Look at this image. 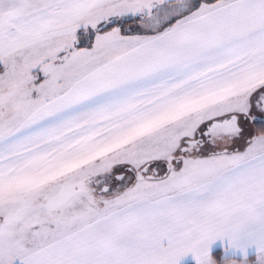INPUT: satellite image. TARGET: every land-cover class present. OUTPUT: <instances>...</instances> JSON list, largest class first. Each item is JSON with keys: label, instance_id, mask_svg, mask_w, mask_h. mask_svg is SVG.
<instances>
[{"label": "snow or ice", "instance_id": "snow-or-ice-1", "mask_svg": "<svg viewBox=\"0 0 264 264\" xmlns=\"http://www.w3.org/2000/svg\"><path fill=\"white\" fill-rule=\"evenodd\" d=\"M217 240L264 264V0H0V264Z\"/></svg>", "mask_w": 264, "mask_h": 264}, {"label": "crops", "instance_id": "crops-1", "mask_svg": "<svg viewBox=\"0 0 264 264\" xmlns=\"http://www.w3.org/2000/svg\"><path fill=\"white\" fill-rule=\"evenodd\" d=\"M225 248H227V241H220V240L214 241L210 245V248H209V252H210L211 257H212V253L214 251L219 250L222 258H227L229 260H235L237 262H239L242 259L241 253L239 251L229 250L226 253L224 251ZM245 255L247 257V261H251L252 259H255L256 258L255 249L254 248L247 249ZM252 257H255V258H252ZM188 263L195 264V261H194L193 257L191 256V254H188L187 256L182 257L178 262V264H188Z\"/></svg>", "mask_w": 264, "mask_h": 264}, {"label": "trees", "instance_id": "trees-1", "mask_svg": "<svg viewBox=\"0 0 264 264\" xmlns=\"http://www.w3.org/2000/svg\"><path fill=\"white\" fill-rule=\"evenodd\" d=\"M212 258L216 261V264H222L221 253L219 250L214 251L212 253ZM188 264H193V263H188Z\"/></svg>", "mask_w": 264, "mask_h": 264}, {"label": "rangeland", "instance_id": "rangeland-1", "mask_svg": "<svg viewBox=\"0 0 264 264\" xmlns=\"http://www.w3.org/2000/svg\"><path fill=\"white\" fill-rule=\"evenodd\" d=\"M222 258V257H221ZM251 258V257H250ZM252 258H255V257H252ZM225 260H229L227 258H222V264H223V261ZM237 262V261H236ZM237 264H239V262H237ZM248 264H255V259H252L251 261H248Z\"/></svg>", "mask_w": 264, "mask_h": 264}]
</instances>
